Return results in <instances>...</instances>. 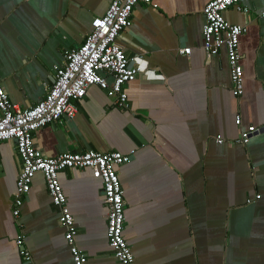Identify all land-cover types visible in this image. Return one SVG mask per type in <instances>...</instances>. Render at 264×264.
<instances>
[{"label": "crops", "instance_id": "crops-1", "mask_svg": "<svg viewBox=\"0 0 264 264\" xmlns=\"http://www.w3.org/2000/svg\"><path fill=\"white\" fill-rule=\"evenodd\" d=\"M208 1L137 4L117 39L145 68L123 87L129 107L116 106L93 86L77 102L74 118L33 135L36 149L49 158L88 150L130 157L116 170L124 190L123 235L136 264H264L262 0H240L246 14L235 8L223 13L230 25L246 29L239 38L243 94L237 98L225 50L211 58L202 49ZM109 3L0 0V84L13 104L24 109L45 97L54 67L83 43ZM181 48H190V55H179ZM237 116L241 128L257 129L247 145L235 143ZM20 168L14 144L1 142L0 264H26L16 245L20 235L32 264H74L41 174L13 215ZM58 178L85 264H120L106 240L101 182L88 169L65 170Z\"/></svg>", "mask_w": 264, "mask_h": 264}, {"label": "built area", "instance_id": "built-area-1", "mask_svg": "<svg viewBox=\"0 0 264 264\" xmlns=\"http://www.w3.org/2000/svg\"><path fill=\"white\" fill-rule=\"evenodd\" d=\"M152 0H110L103 16L91 22V30L83 43L64 54L61 66L54 67L51 84L46 88L45 97L37 104L21 109L13 104L0 84V143L12 142L20 160V172L15 184L13 215L18 216L22 198L30 192L31 183L37 174L44 179L45 188L52 205L58 209V223L64 229V240L74 264H85L86 256L75 245L76 227L67 207L58 175L65 170L88 169L94 179L102 184L104 204L107 209L106 240L115 259L120 264H136L130 247L124 238V190L117 167L130 162V157L116 151L106 153L88 150L83 153L66 152L57 157L43 156L34 146L33 135L38 130L58 122L62 118L76 116L77 102L82 100L90 87L104 91L114 104L127 109L128 96L124 85L141 76L145 68L141 57H129L118 46L117 39L131 25L133 8ZM157 8L156 5H153ZM228 8L247 13L240 0H209L203 10L202 49L208 57H216L225 50L229 68L231 92L234 97L243 94L242 67L240 64L239 38L246 32L244 27L230 25L223 13ZM260 17L264 19V0ZM179 55L189 56L190 48H181ZM111 78V82L108 80ZM235 125L239 128L236 144L247 145L257 132L255 127L241 128L237 116ZM215 143L222 144L220 136ZM259 196H255L258 199ZM247 204L251 200L246 201ZM20 255L26 264H32V257L23 247L22 236L16 239Z\"/></svg>", "mask_w": 264, "mask_h": 264}]
</instances>
